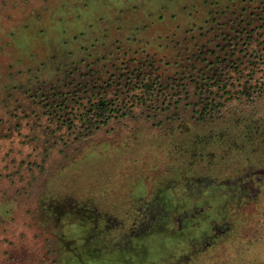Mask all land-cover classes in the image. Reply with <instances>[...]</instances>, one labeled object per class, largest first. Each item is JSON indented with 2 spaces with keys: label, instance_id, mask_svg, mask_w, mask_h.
Instances as JSON below:
<instances>
[{
  "label": "rangeland",
  "instance_id": "374dc122",
  "mask_svg": "<svg viewBox=\"0 0 264 264\" xmlns=\"http://www.w3.org/2000/svg\"><path fill=\"white\" fill-rule=\"evenodd\" d=\"M263 54L264 0H0V264H264Z\"/></svg>",
  "mask_w": 264,
  "mask_h": 264
},
{
  "label": "trees",
  "instance_id": "16d2710c",
  "mask_svg": "<svg viewBox=\"0 0 264 264\" xmlns=\"http://www.w3.org/2000/svg\"><path fill=\"white\" fill-rule=\"evenodd\" d=\"M138 85H140V88L142 89V94H135V96H133L135 99L133 100H121L118 104H115L114 101L110 102L108 100L93 102L88 112L84 113V118L86 117L89 121L88 124L91 126L94 124H104L112 117V115L116 113L117 110L119 114L125 115L130 109V105H133L134 103L144 104L146 103L148 97L153 98L155 96L158 84L152 78L142 80V82Z\"/></svg>",
  "mask_w": 264,
  "mask_h": 264
},
{
  "label": "flooded vegetation",
  "instance_id": "af4514ba",
  "mask_svg": "<svg viewBox=\"0 0 264 264\" xmlns=\"http://www.w3.org/2000/svg\"><path fill=\"white\" fill-rule=\"evenodd\" d=\"M238 26V25H237ZM237 26H235V29H234V33H235V35L234 34H231V36H230V39H234V38H236V39H238L239 38V36H241V38H244V36H242V35H244V33L248 36V39H250L249 37L251 36V35H249V32L247 31V30H245L244 28H239V27H237ZM243 33V34H242ZM240 38V39H241ZM231 42H232V40H231ZM219 45V44H218ZM222 45V44H221ZM221 47H223V46H221ZM246 55H248L249 56V54H246ZM219 57H221V58H219ZM262 58L264 57V54L261 56ZM218 58L219 59H217V61H222V62H224V59H227L228 57L227 56H225V57H222V56H220V55H218ZM262 61H264V59L262 60ZM215 63H216V61H215ZM218 65H220V64H218ZM231 66L232 67H234L235 68V70L236 71H238L239 73H242V68H241V65H240V62L238 63V64H236L235 63V61L234 62H232L231 63ZM260 67L258 68V69H261L263 72H264V63H263V66L262 65H259ZM217 69V68H216ZM218 69H221V72L222 73H224V75H227V70L228 69H224V68H221V67H219ZM231 67H230V71H231ZM244 71V70H243ZM241 75V74H240ZM242 76V75H241ZM264 76V75H263ZM150 79V78H149ZM146 80H148V78L146 79ZM227 81V80H226ZM260 81V80H259ZM263 82H257V83H259V86H258V90H256L257 88H254L253 90L255 91H259L260 93H262V92H264V79L262 80ZM142 82V81H141ZM231 84V83H230ZM256 86H257V84H256ZM250 87H252V85L250 86ZM201 91H206L204 88H201ZM204 111L205 110H201V116L202 117H204ZM7 195V194H6ZM0 231L1 230H3V228L4 227H7L8 226V223L9 222H11L9 219H7V216L6 215H4V214H9L8 213V210H10V208H9V205H10V200H8V197H6V200H1L0 201ZM2 208V209H1ZM10 215H8V217H9ZM7 239L8 238H6V237H4V236H1L0 237V246H3L4 247V249H6V250H8V251H12V246H17V243L15 242V243H12L11 241H13V240H9L10 242H7ZM2 260H3V258H1ZM5 261V260H4ZM7 263V262H6ZM7 264H9V263H7Z\"/></svg>",
  "mask_w": 264,
  "mask_h": 264
}]
</instances>
